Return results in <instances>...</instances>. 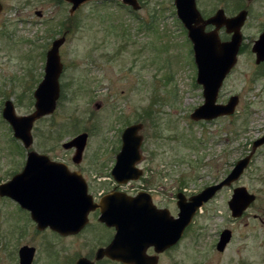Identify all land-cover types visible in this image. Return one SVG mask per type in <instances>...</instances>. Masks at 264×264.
<instances>
[{"label":"rangeland","instance_id":"374dc122","mask_svg":"<svg viewBox=\"0 0 264 264\" xmlns=\"http://www.w3.org/2000/svg\"><path fill=\"white\" fill-rule=\"evenodd\" d=\"M138 2L139 10L133 11L120 0L88 1L70 14L65 0H0V181L9 174L4 159L22 147L2 117L4 100H12L17 115L33 110L45 53L63 34L60 95L54 111L34 122L31 147L37 151L73 164L74 150L61 143L86 132L80 168L92 175L111 167L123 129L141 123L144 163L168 171L165 183L185 177L189 188L200 187L252 152L248 143L264 131V63L256 64L251 51L262 30L264 0L250 4L242 51L218 91L217 102L238 97L235 110L209 121L190 118L203 101L202 88L195 81L191 48L178 26L173 0ZM229 146L234 148L230 156ZM254 151L234 181L256 195L247 217L236 222L230 243L218 252L213 242L220 225L215 224L222 221L201 215L197 244L188 236L186 264H264V220L253 215L264 208V152ZM214 202H221L220 197ZM9 208L0 200V264H15L11 257L20 243L41 248L45 241L42 235L30 239L29 231L22 233L26 224L9 219ZM41 254L37 264H49Z\"/></svg>","mask_w":264,"mask_h":264},{"label":"flooded vegetation","instance_id":"af4514ba","mask_svg":"<svg viewBox=\"0 0 264 264\" xmlns=\"http://www.w3.org/2000/svg\"><path fill=\"white\" fill-rule=\"evenodd\" d=\"M252 2L254 0H193L194 9L197 14H195L196 16L194 15L190 23L198 31L212 37L216 43H223L228 41L232 34L228 31L229 28L226 25V21L240 11L245 10L246 17L240 28L242 40L237 53L238 57L242 51L244 40L242 28L248 21L250 4ZM172 4L178 26L188 39L191 48L190 54L197 72L193 57V43L187 36L188 28L178 18L174 0ZM132 10L136 11L139 9ZM263 29L264 20L261 32ZM255 40H253V43ZM253 43L251 51L256 63V54L252 50ZM263 63L264 59L256 64ZM224 116L228 115L212 119ZM212 119L198 120L209 121ZM34 122L30 129V144L25 145L20 139L16 138L21 142L22 147L18 149V153L13 155L9 153L4 159V170L9 172V174L7 175L8 177L0 181V184L11 181L13 176L18 173H23L17 179L20 189L19 200L10 195H0V200L5 202L8 207H11L6 212L9 219H14L24 226L26 224V228L24 230L21 229L22 233L26 234L29 231L30 239L42 235L41 237L45 241H41L40 244L44 250H41L42 246L40 248L36 243H20L15 254L11 257L15 264H21L22 260V264H37L39 263L38 259L42 255L41 252H44L43 256L50 261L49 264H186L184 257L187 250L188 236L192 238L191 244L196 245V242H198V237L196 236L198 234L197 230L203 228V224L198 222L201 215L204 217L213 216L222 221L220 224H215L216 226H220L216 230L213 246L218 252H223L233 237L234 225L236 222H241L246 216L249 206L256 199V195L253 193L255 199L241 214L233 216L229 201L233 197L234 190L237 187H241V185H234L236 179L222 183L235 166L236 161L245 157L250 152L233 162L227 171L214 175L212 179L204 182L200 187L189 188L185 177L182 176L177 184L165 183L164 179L169 177L168 171L167 173L165 172V175L163 174V170L158 171L153 168L152 164L144 163L146 156H143L142 149L140 148L143 139L141 137L139 159L134 163L136 167L134 174L136 175L127 180L118 181L112 174V168L118 152L114 155L113 164H111L110 168L105 170L98 169L95 170L94 174L87 175L80 168L83 161V153L79 159L74 158L76 155L75 147H69L74 150V153L70 157L73 164L60 160L51 152L37 151L31 147L33 143L32 128ZM262 135H264V131ZM256 139L250 140L248 143L250 145L249 151ZM66 141H63L61 146L69 149L63 146V143ZM232 141L229 143H232ZM256 150L264 152V142L255 148L254 153ZM30 151H34L36 154H29ZM233 151V146H229L227 148V155L230 156L233 154ZM31 155H33V158L29 160ZM154 157L155 154L151 152L149 158L153 160ZM51 162H60L66 166V168L60 170L64 173L61 178L55 176V172L58 170L53 168V166L58 167V164L55 165ZM9 167H12V172H10ZM216 172H219V170H216ZM154 175H158L159 178H155ZM218 184L221 185L209 197L202 200L198 206L196 204L195 210L190 215L188 224L184 226L178 238L172 241L170 235H168V241L165 240L162 231L167 227L170 228L169 223L178 218L179 214L183 212L182 210L188 204H194L195 197L205 188ZM75 188L78 190H75ZM246 190L252 193L247 188ZM218 197H220L221 202L215 204L214 200ZM102 203L109 205L115 217L116 225H109L102 221ZM75 204L82 208H85V205L89 206L84 223L80 227L73 228L76 229L74 231L53 229L50 223L54 221L62 223L74 221L75 214H71L70 210H66L64 206H73ZM211 204L212 206H210ZM218 204L219 206L217 207ZM61 206L63 207L61 208ZM210 207L212 208V212L209 210ZM184 213L186 214V210ZM253 215L264 220V208L261 215L260 212ZM80 218L82 219L81 216ZM38 224L46 225L39 228ZM145 225L149 226L152 230V233L147 237L143 233H140V230ZM196 226L197 228H195ZM226 232L228 233V239L224 242L223 247L218 249V243L224 238Z\"/></svg>","mask_w":264,"mask_h":264},{"label":"water","instance_id":"95a60500","mask_svg":"<svg viewBox=\"0 0 264 264\" xmlns=\"http://www.w3.org/2000/svg\"><path fill=\"white\" fill-rule=\"evenodd\" d=\"M70 3L69 13L72 14L81 4L88 1H100V0H65ZM123 4L129 5L132 9H139L140 4L138 0H120ZM176 5V12L178 18H180L188 28L187 36L193 43V57L197 67L196 72V83L202 86L203 102L195 107L190 113V117L194 120L198 119H212L222 115L232 114L235 110L238 97L232 95L228 98L225 103L217 102L218 91L223 83V79L230 69L234 66L237 60V53L242 40L240 28L245 20L246 11L242 10L237 13L234 17L229 18L226 21V25L231 32V38L223 43H216L215 40L198 31L194 26L191 25L190 21L194 15L197 14L193 0H174ZM2 5L0 3V11ZM196 16V15H195ZM64 34L60 37H56L52 40L51 46L46 51V59L44 65V75L41 81L34 89L33 96L35 99L34 110L27 115H17L14 111V106L11 100H5L2 109L3 118L10 124L13 130V136L20 139L25 145H29L31 142L30 129L33 122L49 113H52L56 107V102L60 95L59 76L62 71V62L59 55V47L64 42ZM253 52L256 54V63L264 59V29L260 33L259 37L254 41L252 46ZM141 123L131 124L124 128L121 133V148L116 154V161L112 168V174L118 181H124L134 177L136 167L134 163L139 159V146L141 142V135L138 134L141 128ZM87 133L81 132L70 140L63 143V146L75 147V157L79 159L86 144ZM264 142V135L254 140L252 145V152L257 146ZM252 152L245 157L236 161L235 166L226 177V183L229 180H235L242 173L246 167ZM29 154H36L34 151H30ZM33 155L29 157L32 160ZM57 165L54 167L55 176L61 178L63 172L60 170L66 168L62 163L51 162ZM23 173H18L13 176L11 181L0 184V195H10L11 197L19 200V185L17 179ZM221 184L210 186L205 188L199 193L195 199L194 204H188L182 213L179 214L178 218L172 220L169 223V227L163 230L162 234L164 239L168 241V235L170 239L174 241L178 238L182 229L188 224L190 215L195 210V206L199 205L202 200L209 197L216 188ZM75 190H78L75 188ZM202 196V197H201ZM255 199L253 193H249L244 186L237 187L234 190L233 197L229 201V206L233 216L241 214V212ZM85 208L78 206L77 204L67 206L64 208L70 210L71 214H75V219L72 222H57L50 223L53 229L74 231L75 227H80L86 217V213L89 209L88 205ZM63 206H61L62 208ZM186 210V214L184 211ZM82 217V219L80 218ZM80 219V221H79ZM102 221L109 225H116V220L113 213L110 210L109 205L102 203ZM46 224H38V227H44ZM149 226H144L140 233H143L146 237L152 232ZM228 239V233L226 232L224 238L218 243V249L223 247L224 242ZM25 248V247H24ZM21 252V251H20ZM110 252V250H108ZM22 260V259H21ZM23 261V260H22ZM21 261V264H22ZM24 264V263H23Z\"/></svg>","mask_w":264,"mask_h":264}]
</instances>
